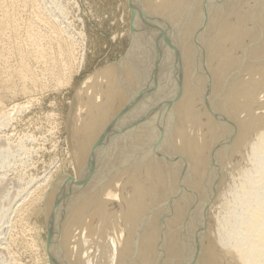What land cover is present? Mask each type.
<instances>
[{
    "label": "bare ground",
    "instance_id": "bare-ground-1",
    "mask_svg": "<svg viewBox=\"0 0 264 264\" xmlns=\"http://www.w3.org/2000/svg\"><path fill=\"white\" fill-rule=\"evenodd\" d=\"M37 2L0 1V44L30 6L18 70L63 76L75 48ZM132 14L137 60L76 97L79 177L45 200L55 264H264V0H132Z\"/></svg>",
    "mask_w": 264,
    "mask_h": 264
},
{
    "label": "rangeland",
    "instance_id": "rangeland-1",
    "mask_svg": "<svg viewBox=\"0 0 264 264\" xmlns=\"http://www.w3.org/2000/svg\"><path fill=\"white\" fill-rule=\"evenodd\" d=\"M37 1L43 15L59 23L76 61L54 77L30 58L38 79L34 72L26 79L16 42L26 38L30 6L20 5L22 30L0 44V113L9 114L0 119V264H55L45 200L58 182L70 195L79 177L70 135L78 91L94 72L137 60L132 0Z\"/></svg>",
    "mask_w": 264,
    "mask_h": 264
}]
</instances>
